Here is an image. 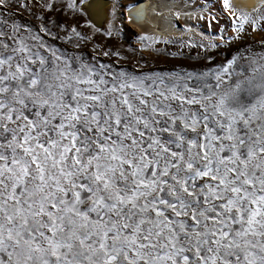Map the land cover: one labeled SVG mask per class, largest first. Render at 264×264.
Masks as SVG:
<instances>
[{
    "label": "snow or ice",
    "instance_id": "snow-or-ice-1",
    "mask_svg": "<svg viewBox=\"0 0 264 264\" xmlns=\"http://www.w3.org/2000/svg\"><path fill=\"white\" fill-rule=\"evenodd\" d=\"M0 264H264V0H0Z\"/></svg>",
    "mask_w": 264,
    "mask_h": 264
},
{
    "label": "rangeland",
    "instance_id": "rangeland-1",
    "mask_svg": "<svg viewBox=\"0 0 264 264\" xmlns=\"http://www.w3.org/2000/svg\"><path fill=\"white\" fill-rule=\"evenodd\" d=\"M143 2V0H140ZM18 18H27L28 13L20 10L14 9ZM68 19L71 21V14H68ZM93 23L101 29L100 33L93 35L90 29L84 28L83 31L87 33L91 39L81 42V48L78 50L87 59L92 60L93 56H96L97 61L100 63H114L116 66L126 67L128 70H152L157 72H166L177 70L180 66L191 65L195 63L194 60H185L180 57H172L171 52L177 50V44H157L154 48L161 49L160 52L154 50V48L141 49L139 43L136 40V35L143 32L138 24H128L125 21V27L122 34L119 37L115 35L108 37L104 35V30L107 28L105 19H97V15L92 17ZM83 23V21H81ZM105 23V24H104ZM182 23V22H181ZM194 23V22H193ZM119 26V22H117ZM179 35V34H178ZM178 35H172V37H177ZM59 44L60 42L57 41ZM65 47L72 51V45L67 44ZM96 49L94 52L93 50ZM119 51L120 56L124 59H118L117 57H105L102 55L103 51ZM187 52V49H184ZM188 70H192L189 68Z\"/></svg>",
    "mask_w": 264,
    "mask_h": 264
},
{
    "label": "bare ground",
    "instance_id": "bare-ground-1",
    "mask_svg": "<svg viewBox=\"0 0 264 264\" xmlns=\"http://www.w3.org/2000/svg\"><path fill=\"white\" fill-rule=\"evenodd\" d=\"M105 19L106 21V24L108 25V21H109V16H108V8H105L104 12L100 15H97V19ZM105 24V23H104ZM152 27V24H149V25H146V26H141L139 25V28L142 30V31H145L146 28H151ZM171 35H178V33H172Z\"/></svg>",
    "mask_w": 264,
    "mask_h": 264
}]
</instances>
